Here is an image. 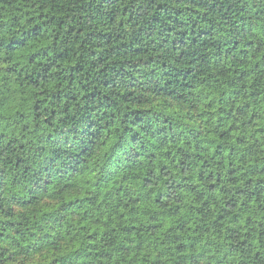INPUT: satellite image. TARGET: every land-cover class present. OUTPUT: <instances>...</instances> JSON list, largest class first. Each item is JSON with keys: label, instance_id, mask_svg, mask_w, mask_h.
Masks as SVG:
<instances>
[{"label": "trees", "instance_id": "16d2710c", "mask_svg": "<svg viewBox=\"0 0 264 264\" xmlns=\"http://www.w3.org/2000/svg\"><path fill=\"white\" fill-rule=\"evenodd\" d=\"M0 264H264V0H0Z\"/></svg>", "mask_w": 264, "mask_h": 264}]
</instances>
